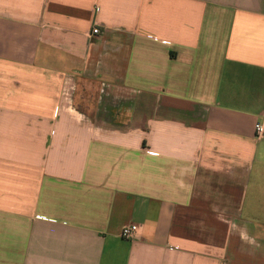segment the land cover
Here are the masks:
<instances>
[{
    "label": "crops",
    "instance_id": "obj_1",
    "mask_svg": "<svg viewBox=\"0 0 264 264\" xmlns=\"http://www.w3.org/2000/svg\"><path fill=\"white\" fill-rule=\"evenodd\" d=\"M258 123L264 0H0V264H264Z\"/></svg>",
    "mask_w": 264,
    "mask_h": 264
},
{
    "label": "built area",
    "instance_id": "obj_2",
    "mask_svg": "<svg viewBox=\"0 0 264 264\" xmlns=\"http://www.w3.org/2000/svg\"><path fill=\"white\" fill-rule=\"evenodd\" d=\"M94 34H99V29L98 28H94L93 30ZM256 130H257V135L259 138H263L264 137V126L260 123H258L256 125ZM140 227L138 225H131V226H127L125 228H123L122 230V237L125 239H134L137 237V234L139 232Z\"/></svg>",
    "mask_w": 264,
    "mask_h": 264
}]
</instances>
